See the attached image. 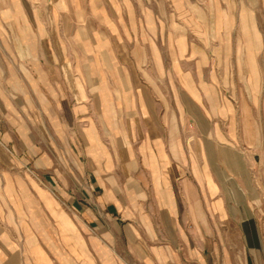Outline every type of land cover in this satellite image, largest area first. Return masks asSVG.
<instances>
[{"label":"crops","instance_id":"0c3cea01","mask_svg":"<svg viewBox=\"0 0 264 264\" xmlns=\"http://www.w3.org/2000/svg\"><path fill=\"white\" fill-rule=\"evenodd\" d=\"M166 1L76 0L51 41L47 0H0V264H264V103Z\"/></svg>","mask_w":264,"mask_h":264},{"label":"rangeland","instance_id":"374dc122","mask_svg":"<svg viewBox=\"0 0 264 264\" xmlns=\"http://www.w3.org/2000/svg\"><path fill=\"white\" fill-rule=\"evenodd\" d=\"M46 7L49 10L47 17L48 24L50 26L49 39H62L76 40L72 36V32H57L53 30L54 25L62 23V19L65 17L58 16L52 13L64 11V9L71 7L76 8V0H47ZM80 6L85 7L87 0H79ZM108 2V5L107 3ZM91 8L107 7L109 11V17H112L113 12L110 7L115 10H121L127 15L131 11V15L135 13L137 9L151 8L161 9L168 7V1L166 0H93ZM172 5V3H171ZM184 6V7H183ZM90 7V6H89ZM178 9H186L189 11L190 19H185L182 16L178 18L179 22L190 23L195 31L193 37H198L200 40L206 42L210 40V47L196 48L200 50L208 51V56L214 58L217 53L226 56L228 63L225 64V71L233 73L235 77L225 79L224 85H218V88L242 89L243 91H250V94L254 91L257 92L256 98L258 104L264 103V0H186L185 2L179 1L177 4ZM112 12V14H111ZM88 16H80V18H87ZM74 18V17H73ZM99 18V17H97ZM133 16H129V19ZM186 20V21H185ZM192 20V21H190ZM235 24L234 29L230 30V25ZM200 25L204 27V30H200ZM222 27L224 31H214L212 29ZM229 28V29H228ZM59 37H58V36ZM64 35V36H63ZM57 36V37H56ZM82 39L88 43L86 33H83ZM81 39V44L83 43ZM217 40L223 41V44H218ZM230 42V43H228ZM165 49V48H164ZM164 49H161L164 51ZM53 50H56L54 48ZM61 54H71L73 50L76 51L77 56H84L83 50L76 44L65 42L62 47L58 49ZM197 51V50H196ZM178 52V50H177ZM200 53V52H198ZM234 56V57H233ZM224 69V68H223ZM235 73V74H234ZM251 78V79H250ZM263 115V113H262ZM242 145L239 144V147ZM248 157L246 161L250 163L254 168L262 169L261 156L254 157L247 151ZM262 170L259 171V173ZM262 178V177H261Z\"/></svg>","mask_w":264,"mask_h":264}]
</instances>
